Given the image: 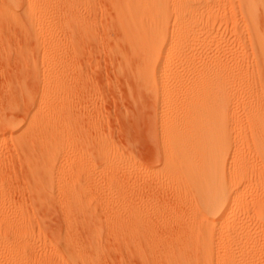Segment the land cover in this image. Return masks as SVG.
Listing matches in <instances>:
<instances>
[{
    "label": "bare ground",
    "instance_id": "1",
    "mask_svg": "<svg viewBox=\"0 0 264 264\" xmlns=\"http://www.w3.org/2000/svg\"><path fill=\"white\" fill-rule=\"evenodd\" d=\"M52 1L3 0V22H14L28 29V22L17 11L22 9L37 16ZM234 1L116 0L112 3L122 35L118 40L125 46L123 62L130 66L134 58L141 60L144 67L138 77L153 101L149 131L158 144V164L151 170L137 169L135 162L132 164L151 181L149 186L153 190L170 196L171 207L177 210L172 217L178 220L179 249L174 252L173 264H196L192 258L194 251L198 253L199 264H214L213 258L217 264H264V22L259 19L260 11L264 15L261 10L264 0H237L235 4ZM229 11L235 20L233 40L224 31L225 26L229 28ZM237 13L241 14L238 17L242 16L243 23L237 18L242 24L236 23ZM50 29L45 27L43 31ZM202 36L206 37L205 41L201 40ZM235 44L239 45L236 51L240 56L235 55ZM57 47L52 41L45 43L47 52L41 65L35 62L40 90L33 92L26 87L23 90L33 106L27 114L26 127L19 121L4 118L0 120V128L11 131L15 138L13 145L24 155L21 161L27 166L32 165L26 156L30 146L44 148L43 156L48 157V163L42 174L57 182V190L64 197L63 205L74 216L78 210L81 213L83 197L75 185L79 175L77 166L68 164L66 152L77 143L78 135L71 126L76 118H70L71 124L68 121L69 104L65 107L66 103H60V106L56 103L60 98H54L62 93H57L59 87L66 85L60 77L61 63L60 67L54 64L61 55L54 56ZM1 134L0 145L6 138ZM61 139L65 149L58 144ZM98 141L99 138L95 143ZM1 155L0 151V158ZM3 170L0 163V177ZM91 183L89 179L84 184L96 190L97 185ZM4 192L0 188V237L6 233L3 229L7 222L18 217L5 208L9 203ZM166 201L157 194L151 196V216L166 213L165 208L171 203ZM134 219L139 220L137 216ZM195 238V247L186 248L189 239Z\"/></svg>",
    "mask_w": 264,
    "mask_h": 264
},
{
    "label": "rangeland",
    "instance_id": "2",
    "mask_svg": "<svg viewBox=\"0 0 264 264\" xmlns=\"http://www.w3.org/2000/svg\"><path fill=\"white\" fill-rule=\"evenodd\" d=\"M77 1L53 0L44 10L38 11L37 16L19 9L17 14L29 24L28 29H24L14 22H3V0H0V120L14 119L26 127L27 114L33 106L23 90L25 87L33 92L40 90L35 62L41 65L47 52L44 45L52 41L60 48L55 49L57 56H54L61 55L54 64L61 63L60 79L66 84L57 90V93L62 92L63 99L58 94L54 98H60L56 103H66L65 107L69 104L70 124L72 117L76 118L71 126L78 135L77 143L66 153L69 154L68 164L77 166L79 183L75 180V185L83 197L81 213L78 210L77 215H70L63 205V194L57 190V182L42 174V168L48 163L44 148L30 146L26 156L30 157L32 165L27 166L21 161L24 155L13 145L15 138L11 131L0 128L1 135L6 137L0 145V163L4 167L0 188L6 193L7 203L12 199L10 205L5 203V208L18 216L3 229L6 233L0 237V264H173L174 252L179 249L178 220L172 217L177 210L171 207L173 204L166 192L153 190L149 186L151 181L133 168L134 162L137 169L143 170H151L158 164V144L149 131L153 101L138 77L143 63L139 58H134L130 66L123 62L125 46L119 41L122 35L112 6L116 0H79L81 4ZM9 7L7 9H11ZM239 14L236 21L241 19L242 22ZM227 15L230 23L224 31H228V37L233 40L235 20L230 11ZM260 15H263L261 11L259 19L263 23L264 15L263 18ZM45 27L52 30L43 31ZM203 38L201 40L205 41L206 37ZM238 46L234 45L236 56H240ZM64 67L66 73H63ZM41 71L40 80L44 69ZM59 83L64 85L62 81ZM97 138L100 143H95ZM61 141L63 139L58 144L65 149ZM78 159L80 164L75 163ZM89 179L91 185H97L96 190L85 186ZM156 194L164 197L167 204L171 203L165 208L166 213L151 216L149 200ZM135 216L139 220L134 219ZM195 240L197 238L189 239L186 248L195 247ZM192 258L199 264L197 251ZM213 260L217 264L216 258Z\"/></svg>",
    "mask_w": 264,
    "mask_h": 264
}]
</instances>
